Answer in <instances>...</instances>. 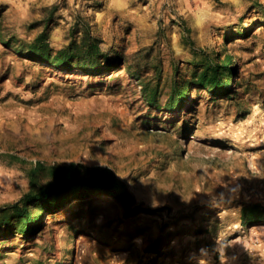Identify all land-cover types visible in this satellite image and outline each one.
I'll list each match as a JSON object with an SVG mask.
<instances>
[{
    "label": "rangeland",
    "instance_id": "374dc122",
    "mask_svg": "<svg viewBox=\"0 0 264 264\" xmlns=\"http://www.w3.org/2000/svg\"><path fill=\"white\" fill-rule=\"evenodd\" d=\"M86 31L98 71L23 53ZM207 57L234 62L228 95L194 84ZM72 163L109 170L131 202L99 192L45 212L0 241V264H264V221L243 222L264 209V0H0V208Z\"/></svg>",
    "mask_w": 264,
    "mask_h": 264
},
{
    "label": "trees",
    "instance_id": "16d2710c",
    "mask_svg": "<svg viewBox=\"0 0 264 264\" xmlns=\"http://www.w3.org/2000/svg\"><path fill=\"white\" fill-rule=\"evenodd\" d=\"M185 43L194 46L186 28ZM23 53L33 61L48 63L55 68L65 70L80 69L84 71H98L101 64L99 45L97 40L86 31L80 43H73L56 53L51 49L46 33L39 35L34 42L27 46ZM109 61V57H106ZM232 59L220 64L217 60L207 57L200 64H196L193 77L194 84L208 90L214 95H228L232 84L231 75L224 77L233 70ZM187 96V88L176 85L168 108L172 111L181 104ZM150 104L158 106L157 95L149 92ZM51 181L37 191L32 190L24 198L11 206L0 208V241L5 240L13 233L29 237L39 229L43 213H55L65 208L70 202L87 198L99 192H109L127 202L132 196L129 187L124 182H119L113 173L107 169L85 168L80 164H69L62 167H52L50 170ZM38 213L34 216L32 211ZM264 221V209L254 206L250 213H244L245 225L255 221ZM41 225V224H40ZM15 230V231H14Z\"/></svg>",
    "mask_w": 264,
    "mask_h": 264
}]
</instances>
